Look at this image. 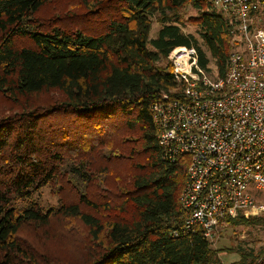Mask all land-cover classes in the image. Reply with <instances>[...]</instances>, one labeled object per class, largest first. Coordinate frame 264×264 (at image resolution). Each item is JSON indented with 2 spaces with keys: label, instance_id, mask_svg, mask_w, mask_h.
Returning <instances> with one entry per match:
<instances>
[{
  "label": "trees",
  "instance_id": "1",
  "mask_svg": "<svg viewBox=\"0 0 264 264\" xmlns=\"http://www.w3.org/2000/svg\"><path fill=\"white\" fill-rule=\"evenodd\" d=\"M250 1L253 17L264 13V0ZM186 5L195 15L185 19ZM185 22L197 37L182 32ZM231 31L205 1L0 0V97L10 105L0 115V264H48L21 233L45 242L54 221L84 227L77 264H219L227 249L185 227L187 157L164 158L151 108L176 87L170 52L194 48L198 67L210 75L212 63L222 77L242 46ZM41 94L53 102L31 100ZM61 113L93 126L73 144L41 135L42 121ZM46 188L54 207L40 204ZM240 226H264V215L225 217L216 229ZM237 255L232 264H264V250Z\"/></svg>",
  "mask_w": 264,
  "mask_h": 264
},
{
  "label": "built area",
  "instance_id": "2",
  "mask_svg": "<svg viewBox=\"0 0 264 264\" xmlns=\"http://www.w3.org/2000/svg\"><path fill=\"white\" fill-rule=\"evenodd\" d=\"M194 1L223 15L242 46L212 78L194 48L170 52L176 87L151 110L164 158L187 157L179 198L185 227L210 242L225 217L264 215V30L253 28L255 2Z\"/></svg>",
  "mask_w": 264,
  "mask_h": 264
},
{
  "label": "rangeland",
  "instance_id": "3",
  "mask_svg": "<svg viewBox=\"0 0 264 264\" xmlns=\"http://www.w3.org/2000/svg\"><path fill=\"white\" fill-rule=\"evenodd\" d=\"M182 13L185 19L195 15V12L190 5H186L183 8ZM255 20L262 28H264L263 12L258 14L257 18H254L252 21L253 24ZM181 28L183 33L192 34L197 37L195 25L185 22L184 26ZM253 28L257 29L255 25H253ZM158 29L159 26L156 23H153L149 34L150 38H154L156 36ZM209 69L210 77L212 78L216 75V69L212 63L209 64ZM31 100H35L41 105L53 102L52 98H48V95L42 94L39 95V97L32 98ZM9 106L10 105L4 102L0 97V115H2ZM96 122H98V120ZM93 123L94 121L92 120L76 119L70 114L64 115L61 113L60 115H56L42 121L40 127L42 128L41 135H46L47 137L51 135L54 137V140L59 142L61 141L64 144H73L77 138H80L82 132L90 130ZM115 164L116 165L111 167V170L119 173L122 166H124V163L120 164V162H117ZM38 199L40 204L45 208L54 207L58 203V195L55 193V190L51 188L43 189ZM56 227L57 229L58 227H61V233L58 232L57 235H55L54 232ZM46 230L48 231L50 239L45 242H41L42 240L39 239V234L41 232H38L36 235L32 230H30V228H25L21 235L27 243L31 244L30 246L32 249L44 255H48V264H53L55 259H52V257L55 256L61 259L59 260L61 263L68 262L70 264H77L84 261L83 247L86 242V231L78 222H76L72 227L67 228L66 225L62 224V226H60L54 221L52 225H50V228ZM210 244L213 249H227V251H221L219 253V264H232L238 260L237 252L239 250H252L256 254L259 251L264 250V226L218 228L216 229Z\"/></svg>",
  "mask_w": 264,
  "mask_h": 264
}]
</instances>
